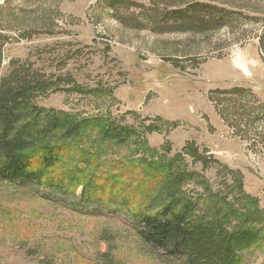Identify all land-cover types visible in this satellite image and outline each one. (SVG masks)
Segmentation results:
<instances>
[{
	"label": "rangeland",
	"instance_id": "1",
	"mask_svg": "<svg viewBox=\"0 0 264 264\" xmlns=\"http://www.w3.org/2000/svg\"><path fill=\"white\" fill-rule=\"evenodd\" d=\"M263 34L264 0H0V84L28 83L32 104L83 126L42 141L63 150L44 184L0 180V264H186L136 220L159 207L169 162L197 175L184 188L194 199L208 183L240 208L232 170L264 209V145L236 136L211 101L243 88L264 117ZM109 120L140 139L106 141ZM241 259L264 264V242Z\"/></svg>",
	"mask_w": 264,
	"mask_h": 264
},
{
	"label": "trees",
	"instance_id": "2",
	"mask_svg": "<svg viewBox=\"0 0 264 264\" xmlns=\"http://www.w3.org/2000/svg\"><path fill=\"white\" fill-rule=\"evenodd\" d=\"M260 46L264 53V34L260 37ZM27 84H0V180L21 187L44 184L49 170L61 160L63 150L42 143L43 140L59 132H63L62 138L72 139L83 128L82 122L49 115L32 104ZM245 93L247 91L239 87L215 90L211 101L236 136L243 138L252 133L264 145V117L245 104ZM143 128L146 132L157 129L152 125ZM102 135L106 141L123 145L140 139L135 128L111 120L103 127ZM183 152L194 158L198 156L193 144L187 145ZM37 154H40L38 159ZM181 157L178 155L176 160ZM200 160L207 163L202 156ZM175 165L169 162L162 166L165 172L158 181L157 195L153 199V204L160 203L159 207L154 213L142 212L136 216L141 238L167 253L180 252L186 264H240L244 252L264 242V209L260 208L259 200L245 193L242 175L229 169L233 179L235 176L230 189L240 196L243 203L240 208L213 193L208 183L205 196L194 199L184 188L197 175L186 167L175 168ZM53 181H50L51 186H54Z\"/></svg>",
	"mask_w": 264,
	"mask_h": 264
}]
</instances>
